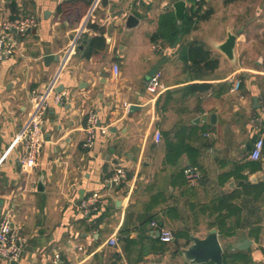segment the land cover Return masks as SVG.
<instances>
[{
    "label": "crops",
    "instance_id": "obj_1",
    "mask_svg": "<svg viewBox=\"0 0 264 264\" xmlns=\"http://www.w3.org/2000/svg\"><path fill=\"white\" fill-rule=\"evenodd\" d=\"M64 1L0 0V24L38 21L15 33L17 51L0 65V220L10 213L25 239L20 260L0 255V264H198L183 249L213 228L225 264H264V145L251 157L264 139V0H203L196 26L166 37L160 18L173 12L180 24L179 0H93L63 14ZM183 1L186 19L199 0ZM230 33L232 57L221 50ZM94 37L105 46L88 56ZM61 85L68 99L58 104ZM43 101L47 141L39 165L23 170L15 140ZM90 112L107 131L86 148ZM121 167L127 180L115 182ZM98 192L97 211L85 214L83 199Z\"/></svg>",
    "mask_w": 264,
    "mask_h": 264
},
{
    "label": "built area",
    "instance_id": "obj_2",
    "mask_svg": "<svg viewBox=\"0 0 264 264\" xmlns=\"http://www.w3.org/2000/svg\"><path fill=\"white\" fill-rule=\"evenodd\" d=\"M37 18L35 16H21V17H6L0 24V65L4 60L13 56L17 51V40L15 33H24L29 29L37 26ZM264 72V68H263ZM118 73V68L115 67V75ZM155 78L151 79V83L148 87L150 91L156 89ZM241 82L236 81L232 87L233 91L240 88ZM35 100L41 99L37 94L34 97ZM68 99V94L65 92H59L54 97V102L61 103ZM48 102L43 101L41 106L33 113L30 118V123L26 127L25 131L20 134L15 140H23L25 148L22 154L19 155V163L22 169L27 171L34 170L39 165V156L42 152V148L46 143L45 135V116L48 109ZM88 123L85 128L86 140L83 143L84 147L91 148L96 141L97 131L106 132L107 128L101 125V120L97 112H90L88 114ZM157 139H159V132L156 131ZM264 145V139L260 138L256 140L251 148V157L253 159H260L262 157V149ZM2 160H0L1 164ZM187 172V180L190 184H196L200 180V173L194 169H189ZM128 174L124 168H118L115 172L113 180L116 182H124L127 180ZM101 201V194L95 193L93 195L84 198L81 203V209L85 214L91 215L95 213L99 207ZM151 227H156L160 232V238L163 242H171L174 239V234L167 227L159 224L156 220L151 221ZM119 238L112 236L109 240L111 245H116ZM25 239L19 231L12 215L7 213L5 217L0 220V255L9 261L10 263L18 262L24 252ZM60 260V255H55V261Z\"/></svg>",
    "mask_w": 264,
    "mask_h": 264
},
{
    "label": "water",
    "instance_id": "obj_3",
    "mask_svg": "<svg viewBox=\"0 0 264 264\" xmlns=\"http://www.w3.org/2000/svg\"><path fill=\"white\" fill-rule=\"evenodd\" d=\"M106 1L107 0H102V4L106 3ZM173 7L175 8V16L177 20L179 22H182L184 20L186 12V2L183 0L176 1ZM136 22H138V18L134 14H130L127 17L126 25L131 27L134 26ZM235 44V35L230 33L227 39L224 41L221 50L224 51L227 56L232 57ZM53 58L54 56L52 54H48L45 56L46 61L52 60ZM62 87L63 85H61V87L57 89L58 93L62 91ZM191 240L192 242L190 246L183 249V254L191 263L199 264L212 261L216 264H225L224 252L222 245L219 242L218 232L216 228L211 229L208 235L204 238L192 236Z\"/></svg>",
    "mask_w": 264,
    "mask_h": 264
},
{
    "label": "trees",
    "instance_id": "obj_4",
    "mask_svg": "<svg viewBox=\"0 0 264 264\" xmlns=\"http://www.w3.org/2000/svg\"><path fill=\"white\" fill-rule=\"evenodd\" d=\"M93 0H66L63 3H61L58 6V10L63 13L66 14L68 13L70 10V7H74L79 3V2H84L86 6H89L92 3ZM227 2L230 1H234V0H226ZM203 2V0H199V2H197L195 5H200V3ZM200 6L198 7H194V15L186 17V19H184L180 24H177L174 18V14L173 12H167V14H164L161 16L160 18V29H159V33L162 35H166L168 33H173L175 34L179 29H181L183 32H187L189 31L191 28H194L196 25L195 23L197 22V19H200L201 16L199 17V10ZM94 27V26H92ZM101 45V46H105L104 45V38L103 37H94V39H92L91 41H89V44L87 46H89L88 48V52L86 53L88 56L91 55V51L92 49L95 47V45ZM201 47L199 46H195V44H193L190 48V57L195 60L197 59V57L200 55L199 54V50ZM212 264V263H211Z\"/></svg>",
    "mask_w": 264,
    "mask_h": 264
},
{
    "label": "rangeland",
    "instance_id": "obj_5",
    "mask_svg": "<svg viewBox=\"0 0 264 264\" xmlns=\"http://www.w3.org/2000/svg\"><path fill=\"white\" fill-rule=\"evenodd\" d=\"M21 34H24V33L21 32ZM21 34H20V36H21ZM16 37H17V36H16Z\"/></svg>",
    "mask_w": 264,
    "mask_h": 264
}]
</instances>
